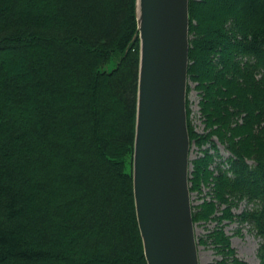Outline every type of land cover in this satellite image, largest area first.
Returning <instances> with one entry per match:
<instances>
[{"label":"trees","instance_id":"1","mask_svg":"<svg viewBox=\"0 0 264 264\" xmlns=\"http://www.w3.org/2000/svg\"><path fill=\"white\" fill-rule=\"evenodd\" d=\"M136 1L0 0V264H147L131 174ZM188 14L205 125L188 118L189 138L232 155L192 218L247 224L264 264V0H188ZM210 159H195L190 190ZM207 242L216 264H247L222 228Z\"/></svg>","mask_w":264,"mask_h":264},{"label":"water","instance_id":"2","mask_svg":"<svg viewBox=\"0 0 264 264\" xmlns=\"http://www.w3.org/2000/svg\"><path fill=\"white\" fill-rule=\"evenodd\" d=\"M132 186L147 264H199L188 185V0H137Z\"/></svg>","mask_w":264,"mask_h":264},{"label":"rangeland","instance_id":"3","mask_svg":"<svg viewBox=\"0 0 264 264\" xmlns=\"http://www.w3.org/2000/svg\"><path fill=\"white\" fill-rule=\"evenodd\" d=\"M189 39H190V35ZM189 65V63H188ZM190 87L188 91L187 88ZM200 94L199 91L194 88V83L188 79L187 74V81H186V95H185V106L189 108V114L187 116L186 113V120L188 122V118L190 120V124L193 126V130L203 133L205 131V125L203 121V117L200 115L199 111V104H200ZM240 121V120H239ZM188 129V124H187ZM189 134V133H188ZM218 140L215 136H212L208 141L204 144L197 145L195 142H191L189 138V148L188 151V185H191V178L194 176L195 167L194 161L198 159V156L201 158L205 154H208L211 159L208 160V164L206 167L208 176L210 177L209 180L204 183L200 182L199 190L191 193L190 196V206L191 212L193 215V210H199L200 204L207 201H215L216 199L213 198V190L215 188V180L214 177L218 174V169L215 164L216 159L220 158L216 155L217 148H213L211 140ZM219 142V141H218ZM219 150V155L222 157L228 156L227 149L221 144L217 145ZM213 154V155H212ZM194 158V159H193ZM251 163V161H248ZM214 182V187H213ZM195 187V188H196ZM213 187V189H212ZM190 188V187H189ZM191 191V190H190ZM245 207L244 202H240L237 206L232 208V212L237 214ZM222 208V207H221ZM221 211L219 208L216 209L214 214L219 215ZM213 214V213H212ZM210 215L212 217L213 215ZM194 223V235L195 240L198 242L199 237H203L207 233H209L214 226H218L222 228V231L225 235L229 236L231 247L234 250V255L239 259L243 260L247 264H259V258L257 256V248L259 245V238L255 237L250 227L247 224H241L239 221L234 220L232 222H228L227 220H222L218 223L216 219L210 218L207 221H199V223ZM239 230V233L235 231ZM199 244L197 243V254H198V261L199 264H216L217 260L221 259V254L217 253V251L212 247L211 244Z\"/></svg>","mask_w":264,"mask_h":264},{"label":"bare ground","instance_id":"4","mask_svg":"<svg viewBox=\"0 0 264 264\" xmlns=\"http://www.w3.org/2000/svg\"><path fill=\"white\" fill-rule=\"evenodd\" d=\"M187 73H188V67H187ZM220 158H226V157H222L221 155H218ZM188 187H190V184H189V186ZM213 187H214V182H213ZM213 187H212V189H213ZM189 189V199H190V196H191V193L193 192H195L196 190L198 191L199 190V188H193V189H191V191H190V188H188Z\"/></svg>","mask_w":264,"mask_h":264}]
</instances>
